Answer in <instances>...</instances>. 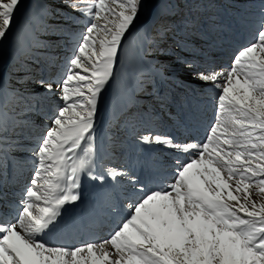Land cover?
Returning a JSON list of instances; mask_svg holds the SVG:
<instances>
[{
  "label": "snow or ice",
  "instance_id": "6c2138e0",
  "mask_svg": "<svg viewBox=\"0 0 264 264\" xmlns=\"http://www.w3.org/2000/svg\"><path fill=\"white\" fill-rule=\"evenodd\" d=\"M20 3L0 0V42L14 28ZM68 6L85 24L63 71L58 65L40 64L32 51L41 47L37 42L21 52L16 41L18 52L40 64L36 71L41 78L35 80L43 89L40 95L60 103L50 109V123L39 136L25 130L26 122L17 119L15 108L8 115L6 100L0 103V177L10 164L15 166L12 152L25 141L32 144L33 161L17 207L0 213V264H264V12L255 42L237 51L231 67L192 73L217 89L216 115L203 142L178 143L154 129L136 135L151 126L152 116L140 111L133 99L137 90L154 83L153 72L159 74L154 66L145 67L144 56L149 48L159 49L172 30L169 6L162 8L154 31L142 34L132 52L129 44L139 31L135 25L144 0ZM34 23L39 25V19ZM126 55L135 87L121 109L124 127L137 143L162 145L183 157L174 160L171 183L147 191L146 181L134 170L106 166L111 157L106 160L104 141L97 143L98 103L124 68ZM183 63L192 68L190 62ZM12 96L17 105L37 110L27 103L31 97L17 90ZM82 176L101 184L110 180L114 186L126 180L130 192L143 195L123 205L127 214L107 239L78 246L53 244L45 237L72 227L65 206L81 200Z\"/></svg>",
  "mask_w": 264,
  "mask_h": 264
},
{
  "label": "rangeland",
  "instance_id": "374dc122",
  "mask_svg": "<svg viewBox=\"0 0 264 264\" xmlns=\"http://www.w3.org/2000/svg\"><path fill=\"white\" fill-rule=\"evenodd\" d=\"M150 1L152 2L144 0L135 25L139 31L129 44L130 52L135 49L142 34L154 31L159 23L162 8L169 6L171 2L174 7L168 11L174 14L169 15L168 19L173 27L160 43L159 49L149 48L144 56L148 62L145 67L152 65L159 70V74L153 72L151 78L154 83L146 85L145 91L137 90L133 97L139 102L140 111L151 113L152 116L151 126L140 128L136 135L154 129L158 134L172 136L177 141H182L183 138L192 140L193 135L186 133L189 129L196 134L200 133L198 136L201 139V133L207 134L210 124L214 122L218 91L210 84L196 79L192 73L209 67H231L237 51L255 42L258 24L264 12V0H166L162 6L158 5L156 0L151 7L147 4ZM69 3L75 4L76 7H86L93 5L95 0H83V3L79 0H41L38 5L33 0H21L14 18L15 26L7 38L0 42V103L7 101L9 116L12 115V108H15L17 119L26 122L25 130H31L36 136L50 123V109L60 103L54 97L44 99V96L40 95L43 89L37 86L35 80L40 79L41 75L36 70L40 68V64H49L58 65L63 71L85 24V18L70 8ZM32 6L38 10L33 12ZM25 7L27 8L23 11ZM31 9L33 13L29 15ZM37 18L45 25L42 32L39 25H31L32 20ZM145 27L149 28L147 32H144ZM17 40L20 41L21 52L33 41L41 45L32 49L40 64L33 63L17 51ZM183 62H190L192 68ZM28 68L32 71L29 72ZM50 70L55 73L56 68L52 67ZM133 76L134 69L130 66L129 56L126 55L124 68L102 93L98 103L97 143L103 140L106 160L111 157L106 166L119 165L129 169L130 162L125 165L129 157L140 156L141 166L145 165L158 172L157 166L160 168L168 161L166 155L160 153L158 156L147 158L146 144L137 143L135 136L124 127L121 109L129 101L131 91L135 87ZM13 90L31 97L27 103H34L37 110L28 111L24 104L17 105L15 97L12 96ZM200 125L202 127H199ZM176 131L177 138L181 140L175 138ZM205 136L200 142H203ZM159 147L166 148L162 145ZM31 148L32 144L25 141L19 149L12 152L11 158L15 166L11 164L10 169L17 175L14 185L20 188L26 187L32 175ZM156 178L159 179L158 176ZM168 181H172V176L168 177ZM105 182L109 188V181ZM97 184L95 180L81 177L83 192L87 188L94 189ZM124 185H128L126 180L120 182L119 189L124 190ZM110 191L106 198L108 197L109 203L114 204L112 198H117L118 190ZM6 198H10L9 195ZM254 198L259 199V195L256 194ZM93 203L97 202L94 200ZM124 214L126 213L118 214L119 222L124 218ZM119 222L113 225L117 226Z\"/></svg>",
  "mask_w": 264,
  "mask_h": 264
},
{
  "label": "bare ground",
  "instance_id": "6f19581e",
  "mask_svg": "<svg viewBox=\"0 0 264 264\" xmlns=\"http://www.w3.org/2000/svg\"><path fill=\"white\" fill-rule=\"evenodd\" d=\"M175 140V139H174ZM178 143H184L186 139H182V141H177ZM145 148H147V158H152L153 156H158L160 153H164L167 158V162L165 164H162L161 167L159 168V165L157 166L158 172H155L154 170H151L150 167H146L145 165H140L142 163L141 157L140 156H133L129 157L128 162L125 164H129V170H134L135 173L137 174L138 177H142L146 183H145V190L147 191L148 189H155L157 187H162L161 185H165L168 183H171L168 181L169 176H173V171H174V159L183 158L180 157L179 154L170 148H161L157 144H146ZM168 155H172V157H169ZM134 158V160H132ZM136 164V165H135ZM124 165V166H125ZM156 168V169H157ZM10 170V169H9ZM158 176L159 179L156 177ZM167 177V178H166ZM8 176H2L0 177V206L2 207L3 211H6L7 209H15L17 207L18 202L22 198L23 190L24 187L22 186L21 188H11V187H6V180ZM166 178V179H164ZM156 179V180H154ZM110 183L109 188L106 186V182L103 184L97 182V186L95 188L96 192V198L98 200L96 204V211L95 214L93 215L92 218H86L83 221H76L79 223H83L84 221H87L89 219H96L95 225H94V230L92 228L89 229V227L93 226L89 225L87 227H84L85 230V235L82 233H77L75 236H73L74 233H72V230L65 232L62 235H54L52 237H45L46 240H50L53 244H68L72 246H77L76 244L71 243V237L73 236V240H78V244L90 242L92 240H101V239H107L108 236L111 234V232L116 228L113 224H115L118 220V214L121 212H125L127 214V209L123 207L125 203H131L135 199H139L140 196L143 195V193L140 192H130V186L129 185H124V190L119 189V185H113V182L110 180H107ZM155 181V182H154ZM111 190H118L117 193V198L114 197L112 200H114V204L109 203L108 197L106 196L111 193ZM82 193L81 200L76 202L74 205H79V209L84 207L88 201L89 197L85 195V192H83V189H80ZM9 194L8 200L6 196ZM6 198V200L4 199ZM115 206L114 210L110 211V208L112 206ZM14 212L12 215L14 216ZM85 212L77 215L76 217L82 218L85 216ZM124 214L123 216H125ZM72 225L74 226L75 224L72 221ZM86 225L83 224L81 225L82 227ZM79 228L76 227L75 230H78ZM80 237H83L81 240L79 239Z\"/></svg>",
  "mask_w": 264,
  "mask_h": 264
},
{
  "label": "trees",
  "instance_id": "16d2710c",
  "mask_svg": "<svg viewBox=\"0 0 264 264\" xmlns=\"http://www.w3.org/2000/svg\"><path fill=\"white\" fill-rule=\"evenodd\" d=\"M36 2V4L38 5V3L39 2H41V0H33V2ZM153 1H156V0H152V2L150 1V2H148L147 4H148V6H150L151 7V5L153 6V4H154V2ZM165 2H166V0H158V5H161L162 6V4H165ZM174 6H173V3L171 2L170 3V5H169V8L168 9H171L172 10V8H173ZM32 9H33V12H35V11H37L38 9L37 8H33V6L31 7ZM32 9L30 10L31 12H30V14L29 15H31L33 12H32ZM39 16V15H38ZM33 24H35L34 23V20H32V23H31V25H33ZM35 25H37V24H35ZM39 28H40V31L42 32V31H44L45 30V25H44V23H40L39 24ZM43 28V29H42ZM148 29L149 28H147V27H145L144 28V32H147L148 31ZM28 33H29V31H28ZM37 42V41H36Z\"/></svg>",
  "mask_w": 264,
  "mask_h": 264
}]
</instances>
